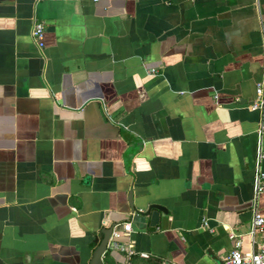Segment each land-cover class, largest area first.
<instances>
[{"label":"crops","instance_id":"crops-1","mask_svg":"<svg viewBox=\"0 0 264 264\" xmlns=\"http://www.w3.org/2000/svg\"><path fill=\"white\" fill-rule=\"evenodd\" d=\"M263 31L264 0H0V264H89L109 227L223 264L264 214Z\"/></svg>","mask_w":264,"mask_h":264},{"label":"built area","instance_id":"built-area-1","mask_svg":"<svg viewBox=\"0 0 264 264\" xmlns=\"http://www.w3.org/2000/svg\"><path fill=\"white\" fill-rule=\"evenodd\" d=\"M33 2L39 0H32ZM43 33V26L40 22H34L30 29V36L38 47L42 46L41 38ZM261 41L263 48V64L261 78L254 85L253 99L250 103L251 109H256L260 114V124H264V31L261 33ZM150 73L155 70L150 69ZM264 156V148L258 147L256 150V160ZM252 189L254 194L264 193V170L256 167V172L253 177ZM122 231L127 234L130 231L129 222L122 224ZM227 238L231 241V247L223 257V264H264V214L253 211L247 231L244 234H237L232 230H227ZM111 239V237H110ZM244 241L246 247L243 248ZM108 246L116 248L122 260L119 264H133L131 256L137 254L141 258L147 257L145 253H136L131 247L130 242H111L109 240Z\"/></svg>","mask_w":264,"mask_h":264},{"label":"water","instance_id":"water-1","mask_svg":"<svg viewBox=\"0 0 264 264\" xmlns=\"http://www.w3.org/2000/svg\"><path fill=\"white\" fill-rule=\"evenodd\" d=\"M151 206L163 211V208L161 206L154 205V204ZM111 232H112V227L102 230V237L99 240L96 247L92 250L89 264H102L101 257L104 254V252L108 249V242L111 237Z\"/></svg>","mask_w":264,"mask_h":264},{"label":"trees","instance_id":"trees-1","mask_svg":"<svg viewBox=\"0 0 264 264\" xmlns=\"http://www.w3.org/2000/svg\"><path fill=\"white\" fill-rule=\"evenodd\" d=\"M109 252H110L109 250H106L104 252L103 256L105 259L109 258ZM131 261L133 264H152V263L154 264V260H152L151 258L146 257L145 259H143L139 257L137 254L131 256Z\"/></svg>","mask_w":264,"mask_h":264}]
</instances>
